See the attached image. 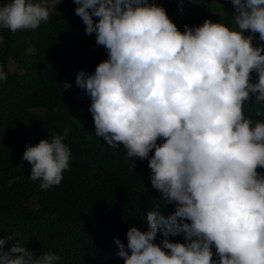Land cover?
Here are the masks:
<instances>
[{
    "label": "clouds",
    "instance_id": "clouds-1",
    "mask_svg": "<svg viewBox=\"0 0 264 264\" xmlns=\"http://www.w3.org/2000/svg\"><path fill=\"white\" fill-rule=\"evenodd\" d=\"M59 3L6 0L0 29H36ZM74 3L85 32L108 54L95 71L75 77L91 99L95 134L123 145L133 164L147 159L161 201L175 205L169 215L159 205L149 210L147 229L130 226L126 244L114 237L117 255L124 264H264V120L244 112L253 98L264 104V43L253 44L256 33L264 41V0H232L231 27L205 19L183 31L155 0ZM7 79L0 66V81ZM67 131L23 152L43 189L61 183L70 167ZM178 234L184 242L169 239ZM10 240L0 237V264L62 259L50 250L35 256L21 242L6 247Z\"/></svg>",
    "mask_w": 264,
    "mask_h": 264
},
{
    "label": "trees",
    "instance_id": "trees-1",
    "mask_svg": "<svg viewBox=\"0 0 264 264\" xmlns=\"http://www.w3.org/2000/svg\"><path fill=\"white\" fill-rule=\"evenodd\" d=\"M155 2L165 7L181 31L184 24L217 22L214 6L226 14L224 24L233 25L232 0ZM76 6L74 0H60L54 5L56 11L36 29H0L5 36L0 66L8 72V79L0 81V237L12 235L14 240L6 247L21 242L35 256L53 251L62 257L59 264H124L114 237L126 244L130 226L147 229L149 210L159 205V211L169 215L175 205L161 201L150 181L148 160L137 157L133 164L123 145L113 148L96 136L91 113L73 108L75 89H63L65 81L74 80L76 66L93 72L108 58L95 33L85 32ZM261 43L256 33L253 44ZM11 63L23 73H10ZM244 112L253 120H264V104L254 98L245 102ZM65 129L70 167L61 183L43 189L40 181L30 178L31 164L23 159V152L27 144L63 135ZM31 201L35 207L28 204ZM162 236L158 232L157 243ZM169 239L184 242L183 234Z\"/></svg>",
    "mask_w": 264,
    "mask_h": 264
},
{
    "label": "rangeland",
    "instance_id": "rangeland-1",
    "mask_svg": "<svg viewBox=\"0 0 264 264\" xmlns=\"http://www.w3.org/2000/svg\"><path fill=\"white\" fill-rule=\"evenodd\" d=\"M53 12V11H52ZM213 14H214V17L216 19L217 22H221V23H224L225 21V18H226V14L221 10L220 7L218 6H214V9H213ZM233 26V25H231ZM245 35H249L250 33L249 32H244ZM254 41V40H253ZM33 50H29L28 52H32ZM10 73H17V74H21L23 73V70L18 67L17 65L11 63L9 64V67H8ZM83 69V67L81 66H76V68L74 69V74H75V77H76V74L79 70ZM70 88H74L75 89V92H74V101H73V108H77V107H81L83 108V110L85 111L86 114H90V111H89V105H90V101H88L87 99H85L83 97V93L81 91V89L75 84V78L74 80L71 82V87ZM69 88V89H70ZM31 207H35V202L31 201L28 203Z\"/></svg>",
    "mask_w": 264,
    "mask_h": 264
}]
</instances>
